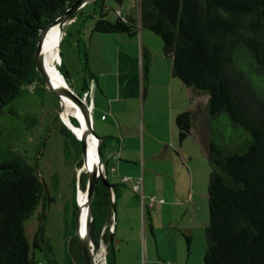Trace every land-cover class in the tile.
<instances>
[{
    "label": "trees",
    "instance_id": "1",
    "mask_svg": "<svg viewBox=\"0 0 264 264\" xmlns=\"http://www.w3.org/2000/svg\"><path fill=\"white\" fill-rule=\"evenodd\" d=\"M74 1L0 0V108L23 85L45 84L35 61L40 31ZM138 11V17L118 13L112 20L101 8L93 28L134 35L140 25L149 27L161 35L164 54L173 57V74L209 94L205 149L211 165L210 221L205 229V263L264 264V0H138ZM143 55L147 69L149 50L143 49ZM63 64L61 58L69 82ZM88 83L85 78L80 95ZM193 118L192 109L176 115L181 139L190 133ZM71 120L79 126L76 117ZM66 129L82 152L80 139ZM79 174L73 189L75 212L76 185L85 189L87 182L86 171ZM43 194L44 181L23 157H0V264H34L24 220ZM114 200L99 178L90 235L94 244L101 238L106 242L108 264H116L113 231L108 227ZM41 236L40 228L35 246L42 247ZM186 239L189 252L190 236ZM46 245L51 264H87L77 234L68 243L64 262L54 257L49 241Z\"/></svg>",
    "mask_w": 264,
    "mask_h": 264
},
{
    "label": "crops",
    "instance_id": "2",
    "mask_svg": "<svg viewBox=\"0 0 264 264\" xmlns=\"http://www.w3.org/2000/svg\"><path fill=\"white\" fill-rule=\"evenodd\" d=\"M117 12L123 14L120 8ZM73 17L69 24L76 21ZM145 27L119 36L127 50L119 46L110 56L103 50L99 72L94 71L88 83L93 123L95 119L103 136V170L112 173L116 184L111 194L116 205L112 221L116 264H143L144 253L145 264H183L187 256L178 236L159 242L157 217L161 215L165 223V211L183 203L187 185L203 169L204 157L208 159L205 142L210 126L204 108L209 94L173 74V57L155 49L157 40ZM143 49L150 52L147 69ZM188 109L194 111L193 124L181 139L176 115ZM126 175L129 179L123 181ZM139 176L146 199L156 197L145 210L132 186Z\"/></svg>",
    "mask_w": 264,
    "mask_h": 264
},
{
    "label": "rangeland",
    "instance_id": "3",
    "mask_svg": "<svg viewBox=\"0 0 264 264\" xmlns=\"http://www.w3.org/2000/svg\"><path fill=\"white\" fill-rule=\"evenodd\" d=\"M104 2L105 6L101 7V0L87 1L74 15L72 20L76 21L72 24L67 21L64 24L59 51L64 61L63 70L69 80L68 83L77 93L83 90L85 78L89 82L91 74L94 71L99 72L103 50L108 56L119 46L127 50L125 42L119 37L125 33H104L94 30L101 8L108 19L113 20L117 17L118 8L123 14L137 17L138 0ZM144 29L157 40L153 42L155 49L163 51L161 35L148 27ZM102 36L113 39H104ZM61 110L62 104L57 94L38 81L23 85L22 91L0 108V157H23L44 181L42 198L24 220L26 235L34 252V264H51L52 255L46 241H49L54 257L59 262H64L69 257L68 243L71 237L77 234L73 189L75 180L79 181V173L83 170L77 164L82 152L76 140L67 132V124L62 119L63 113L60 115ZM204 110L208 116L207 109ZM92 113L94 114V111ZM72 116L76 117V114L71 112L70 118ZM94 128L98 133L95 119ZM80 162L82 164L83 158ZM201 165H203L201 172L193 183L186 187L183 203L166 210L164 214L166 222L159 219L160 215L156 224L161 244H163L161 239L168 235L170 238L179 237L188 264H206L205 229L210 221L207 189L211 165L206 157ZM106 176L110 182L115 179L112 173ZM128 187L132 189V186ZM81 191L86 192V188L76 185V200ZM40 228L42 247L33 244ZM185 234L190 236V252ZM186 260L183 264H187ZM145 261L146 253L142 256V263L145 264Z\"/></svg>",
    "mask_w": 264,
    "mask_h": 264
},
{
    "label": "water",
    "instance_id": "4",
    "mask_svg": "<svg viewBox=\"0 0 264 264\" xmlns=\"http://www.w3.org/2000/svg\"><path fill=\"white\" fill-rule=\"evenodd\" d=\"M89 0H75L72 2L65 11L57 16L54 21L46 24L40 31L38 40H37V49L35 52V61L37 69L39 70L41 76L43 77L45 81V85L53 91L57 96L60 98L61 95L65 94L72 98L80 107L83 117H84V123L86 125L87 133L95 135L97 137V144H96V152H97V163L93 167H87L85 169L87 173V182H86V194H87V215H86V222H85V228L84 231H81V211L82 207L78 201L77 198V208L75 212V226H76V233L78 236V240L81 246V249L83 251L85 260L87 264H96L94 260V253L92 249V239L90 235V227H91V220H92V206H93V198L96 190V185L98 182V179L100 178L108 187L109 191L112 194V184L108 180V177L106 176V173L103 170V152H102V141L103 136L98 134L94 128L93 123V113L90 101H88L84 95H80L77 93L68 83L66 84H58L53 81L52 77L50 76V73L48 72V69L46 67L45 62V52L43 49V39L45 37V34L47 30L54 24L59 23L60 24V30L63 33L64 24L72 17V15L79 10V8L84 5ZM63 35V34H62ZM62 37V36H61ZM61 41V39H60ZM59 41V46H60ZM60 54V51H59ZM61 56V55H60ZM58 69L62 72L60 62H58ZM63 74V73H62ZM64 75V74H63ZM65 77V76H64ZM61 100V99H60ZM62 104V103H61ZM77 119L79 123L82 125V121L77 116ZM66 124L67 122L63 120ZM72 123V122H71ZM67 126L75 133V135L80 139L81 146H82V158L83 161H86L88 158V140L87 136L88 134H80L78 135L74 128H72L70 125L67 124ZM113 209L115 210V202L112 203ZM111 239H113V233H111Z\"/></svg>",
    "mask_w": 264,
    "mask_h": 264
},
{
    "label": "bare ground",
    "instance_id": "5",
    "mask_svg": "<svg viewBox=\"0 0 264 264\" xmlns=\"http://www.w3.org/2000/svg\"><path fill=\"white\" fill-rule=\"evenodd\" d=\"M62 34L63 33L60 30V24L56 23L47 30L45 37L43 39V49L45 52L46 67L53 81L58 84H66L67 82L62 72L58 69V62L61 61V56L59 54V41L61 39ZM60 99L62 103L61 113H63L64 116L63 119H65L68 125L74 128L75 132L78 135L80 134L87 135L88 134L86 129L87 127L84 123L83 113L79 105L72 98H70L65 94L61 95ZM71 112L79 116V118L82 121V125L81 123H79V126L77 127L76 125L73 124L70 118ZM87 140H88V158L86 161H83L84 162L82 165L83 170L86 169L87 167H93L97 163V152H96L97 137L90 133L87 136ZM78 201L82 207L80 219H81V231L83 232L85 228L87 207H88L86 192L81 191L78 194Z\"/></svg>",
    "mask_w": 264,
    "mask_h": 264
},
{
    "label": "built area",
    "instance_id": "6",
    "mask_svg": "<svg viewBox=\"0 0 264 264\" xmlns=\"http://www.w3.org/2000/svg\"><path fill=\"white\" fill-rule=\"evenodd\" d=\"M89 93H90L89 89L86 90V92L84 93V96H85L86 99L89 98ZM87 100L90 101L91 108H92V100L90 98L87 99ZM60 115H61V112H60ZM62 119H63V117H62ZM128 179H129V176H127V175L123 177V181H127ZM77 186L79 187V183H77ZM132 186H133L134 190L138 193V195L140 197V201H141V205H142L143 210H145V208L147 206H151L153 204V202L155 201L156 197H155V195H151L149 197V199H146L145 193H144V188H143V178H142V176H139L136 180H134ZM160 200L161 201H165V198L164 197H160ZM108 227H109L110 230H113L114 224L111 223ZM104 228H105V226L103 227V229ZM92 249H93L94 260H95L96 264H108L107 244L102 238L99 240L98 244H94V242L92 241Z\"/></svg>",
    "mask_w": 264,
    "mask_h": 264
},
{
    "label": "clouds",
    "instance_id": "7",
    "mask_svg": "<svg viewBox=\"0 0 264 264\" xmlns=\"http://www.w3.org/2000/svg\"><path fill=\"white\" fill-rule=\"evenodd\" d=\"M64 122V121H63Z\"/></svg>",
    "mask_w": 264,
    "mask_h": 264
}]
</instances>
